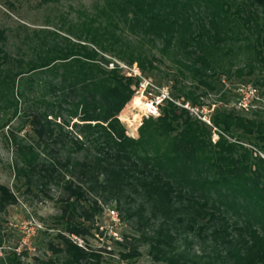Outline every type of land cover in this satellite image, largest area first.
Returning a JSON list of instances; mask_svg holds the SVG:
<instances>
[{"label":"trees","instance_id":"trees-1","mask_svg":"<svg viewBox=\"0 0 264 264\" xmlns=\"http://www.w3.org/2000/svg\"><path fill=\"white\" fill-rule=\"evenodd\" d=\"M92 8L63 32L25 37L16 53L0 31V110L36 138L17 143L10 132L15 176L28 189L63 192L57 221L67 237L37 264H103L101 251L71 237L92 235L110 201L129 219L134 204L159 223L141 236L157 264H179L177 229L209 231L216 264H264V110L219 107L210 127L168 103L130 138L119 114L138 80L115 63L168 77L172 96L193 108L210 95L225 102L223 79L251 78L264 95V0H96ZM15 203L0 185V213ZM139 257L133 246L118 253L120 263Z\"/></svg>","mask_w":264,"mask_h":264},{"label":"rangeland","instance_id":"rangeland-1","mask_svg":"<svg viewBox=\"0 0 264 264\" xmlns=\"http://www.w3.org/2000/svg\"><path fill=\"white\" fill-rule=\"evenodd\" d=\"M95 1L0 0V31H4L7 50L16 53V46L21 47L20 41L25 37L34 38L43 30L63 32L70 24L86 20V14L90 15L93 12L92 6ZM145 78L172 93V81L168 77L160 74ZM221 85L225 102L219 101L220 94L202 99L203 106L198 108V114L202 117L210 119L213 111L219 107L237 109L242 99L248 102L247 105L251 104L252 109L264 110V95L254 85L253 79L246 78L241 82L237 78L223 79ZM136 98L142 102L141 98ZM132 106L133 101L124 107L119 118L122 120L120 122L125 128L126 135L137 138V132H133V127L141 111ZM135 116L136 121L133 120ZM215 130L213 129V142L218 139ZM10 132L14 133L17 143L30 144L36 140L21 117L12 118L11 111L0 110V185L6 186L16 197V203L0 213V264H37L36 260L45 261L54 256L49 245L59 244V234L67 237L64 225L57 221L61 215L60 200L63 198V192L60 187L54 185L41 189L39 185L34 184L28 189L24 178L15 176L13 164L16 149L9 139ZM76 157L80 158L74 154L73 158ZM128 205L126 208H129ZM129 206L131 219L119 211L115 201L103 204L101 214L94 218L96 230H92V235L83 239L71 238L88 250L101 251L103 264H126L118 260V253L123 251V246L137 248L140 257L133 264H157L154 253H150L149 244L141 239V236L152 235L159 223L156 220H147L149 216L147 209L141 214H136V205ZM109 211H114L117 219H114ZM208 232L198 237L187 234L182 229L176 230L174 252L181 254L179 264H216V247L206 237ZM116 241L123 246H118Z\"/></svg>","mask_w":264,"mask_h":264},{"label":"built area","instance_id":"built-area-1","mask_svg":"<svg viewBox=\"0 0 264 264\" xmlns=\"http://www.w3.org/2000/svg\"><path fill=\"white\" fill-rule=\"evenodd\" d=\"M115 63L118 65L119 69L124 71V74L126 75V77H132L138 80V86L133 94V97L137 96L141 98L144 106L142 108H138L141 111V115H139V118L137 122L135 123V126L133 127V132H137L138 128L140 127L144 119H148L149 117L155 118L159 116L161 106L168 104V103H171L178 108L188 111L190 115L197 118L198 120L205 123L206 125L212 127L209 118L202 117L200 114H198V108H193L188 103L180 102L179 100L175 99L166 88H160L156 86L155 84L151 83L147 78L141 75V73L139 72V70L137 69L135 65L132 67H127L123 64H120L117 62ZM112 68H113V64H110L109 69H112ZM247 103L248 102L242 99L241 104H239V106L245 108L247 107ZM120 120L121 119L119 118V121ZM109 214L114 219H117V216L114 211H109ZM78 246L82 247L79 244Z\"/></svg>","mask_w":264,"mask_h":264},{"label":"bare ground","instance_id":"bare-ground-1","mask_svg":"<svg viewBox=\"0 0 264 264\" xmlns=\"http://www.w3.org/2000/svg\"><path fill=\"white\" fill-rule=\"evenodd\" d=\"M133 106H135L137 108H142L144 106V104L140 100H138L137 98H135L133 100ZM136 118H137V116H135L133 120L136 121Z\"/></svg>","mask_w":264,"mask_h":264}]
</instances>
